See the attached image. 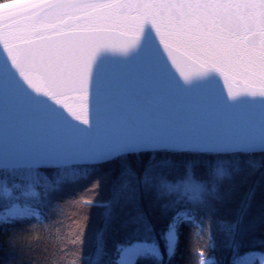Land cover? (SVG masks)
<instances>
[{
    "label": "snow or ice",
    "instance_id": "1",
    "mask_svg": "<svg viewBox=\"0 0 264 264\" xmlns=\"http://www.w3.org/2000/svg\"><path fill=\"white\" fill-rule=\"evenodd\" d=\"M0 9L5 23L3 46L11 64L28 84L41 92L29 73L41 74L52 90L47 94L54 100L71 90L85 101L91 90L96 107L95 126L83 120L88 126L74 129L73 123L51 103L49 107L38 96L25 95L26 87L16 72L7 60L0 59V82L6 85V93L23 98L29 108L45 113L54 129L50 134L23 142L13 137L0 152V199L7 202L0 209V220L39 218L34 203L41 195L38 188L48 191L74 181L58 175L50 183L37 169H66L74 152L88 154L91 158L86 162L94 164L119 161L141 151H188L217 156L264 152V119L255 123L247 118L257 106L264 117V86L251 91L250 99H238L234 93L229 101L215 87L214 76L193 84L190 76L185 75L189 83L182 84L170 71L152 32L155 29L169 56L174 49H183L202 64H211L225 74L234 72L264 83V0H44L0 4ZM33 9L60 17L61 24L65 23V16L78 23L67 28L53 23L49 26L55 29L52 34L14 31L9 21L14 20L18 10ZM145 25H149L147 32ZM113 27L134 29L137 39L122 49L125 54L136 46L140 36L143 43L125 59L102 58L93 70L95 33ZM72 115L81 119L75 111ZM168 163L163 161L162 167ZM246 163L258 167L251 160ZM240 171L239 165L228 168L224 161L217 160L210 163L203 176H198L195 165L189 162L183 175L170 178L150 168L137 173L131 164H126L118 173V185L105 205V215L110 218L112 204L122 198L134 201L139 188L154 191L155 198L163 201L165 212H172L161 235L165 251L171 256L178 243L180 225L195 226L201 210L214 209L215 203L225 197V183ZM17 172L21 174L19 182L13 179L10 183L9 177ZM130 222L142 225L148 234L154 231L139 211ZM237 227L232 222L233 232ZM100 240L102 248V233ZM117 252L115 264H135L141 256L160 261L164 255L154 234L143 239L129 238L117 246ZM248 255L264 264V254ZM201 264L212 262L202 260Z\"/></svg>",
    "mask_w": 264,
    "mask_h": 264
},
{
    "label": "trees",
    "instance_id": "2",
    "mask_svg": "<svg viewBox=\"0 0 264 264\" xmlns=\"http://www.w3.org/2000/svg\"><path fill=\"white\" fill-rule=\"evenodd\" d=\"M9 1L12 0H0V4ZM217 160L224 161L228 168L239 165L241 171L225 183V197L215 203L214 209L201 210L195 226L180 225L173 255L167 254L161 238L172 212H165L163 201L155 198L154 191L139 188L134 201L122 198L113 203L111 217H106L105 205L111 201L118 173L126 164H131L137 173L150 168L154 173L163 172L175 178L183 175L189 162L195 165L196 174L203 176L210 163ZM249 160L258 167H251L246 163ZM163 161L169 162L167 167H162ZM37 171L50 183L58 175H66L74 182L48 191L38 188L41 195L34 203L39 218L0 223V264H109L118 245L129 238L143 239L152 234L164 252L163 259L141 256L135 264H200L201 254L212 258L215 264H234L250 252L264 254V152L217 156L188 151H141L109 163H71L66 169L45 166ZM20 175L17 172L10 176L9 182H19ZM6 203L0 199V209ZM138 211L151 225L152 234L146 233L142 225L130 222ZM232 222L238 224L234 232Z\"/></svg>",
    "mask_w": 264,
    "mask_h": 264
},
{
    "label": "water",
    "instance_id": "3",
    "mask_svg": "<svg viewBox=\"0 0 264 264\" xmlns=\"http://www.w3.org/2000/svg\"><path fill=\"white\" fill-rule=\"evenodd\" d=\"M16 1V0H15ZM69 14L74 15L71 11ZM60 17L49 16L46 10L33 9L31 11H21L15 17L13 21H9L12 24L13 30L21 33H31L35 30L38 34H52L55 29L49 27L53 23L57 27H75L78 23L75 20H70L66 16L63 17L65 23H60ZM149 25H145V32H147ZM5 32L4 19H0V59L2 57L8 61L9 65L16 72L17 77L25 85L24 92L27 96L36 95L43 99L40 101L44 105L51 103L55 108L62 111L65 114V119H69L74 129L80 127H87L83 124V120H88L89 123L96 124V107L94 100L91 96V90H89V96L87 100L81 101L77 92L68 90L63 94L57 95L56 99H52L50 93L52 90L46 84L43 76L39 73H29L33 83L41 88V92L37 93L35 88L20 75L18 69L11 64V58L8 55V50L3 46V34ZM156 43L167 60L170 66V71L182 84H188L185 81V75L190 76V83H196L198 80L207 78L208 76H214L217 80L216 88L221 90L224 96L231 101L233 94H236V98H251L249 93L253 90H259L264 83L258 80L246 79L244 76L238 73H227L217 70L211 64H202L195 56H192L190 51L185 52L183 49H174L172 56H169L168 50L160 40V36L156 34L155 29H152ZM133 39H137L134 33V29L130 27H113L109 30L95 33L93 41V47L96 50L92 53L94 55L93 70L95 65L104 57H109L113 60H122L126 56L132 55L143 43V36L138 38V42L135 47L129 48L125 54L122 49ZM24 46V45H22ZM87 54V53H86ZM173 57L175 62H173ZM59 101V102H57ZM83 103V107L81 104ZM251 104V102H249ZM67 105V106H66ZM51 107V105H49ZM75 111L81 119H76L72 115V111ZM247 118L255 123H260L264 117L261 116L259 107L256 111L250 113ZM54 129L48 122V116L39 111H34L29 108L23 98H13L10 93H6V85L0 82V152H2L8 141L15 137L18 141L23 142L26 139L34 138L44 133H51ZM259 151V150H258ZM91 157L86 153L74 152L69 160L71 163H90L86 162Z\"/></svg>",
    "mask_w": 264,
    "mask_h": 264
},
{
    "label": "bare ground",
    "instance_id": "4",
    "mask_svg": "<svg viewBox=\"0 0 264 264\" xmlns=\"http://www.w3.org/2000/svg\"><path fill=\"white\" fill-rule=\"evenodd\" d=\"M28 2H33V3H43L44 0H16V1H13V2H9V3H4V4H14V3H28ZM21 11H24V10H18V13L21 12ZM71 11V10H68V12ZM0 19H4V15H3V9H0ZM253 253V252H252ZM256 253H260V252H256ZM249 254V253H248ZM248 254H246L245 256H243L242 258H240L238 261H239V264H249L250 262L254 261V259H259V258H256V257H251L249 256ZM263 254V253H261ZM260 260V259H259ZM261 263V261H260ZM237 264V262H236Z\"/></svg>",
    "mask_w": 264,
    "mask_h": 264
},
{
    "label": "rangeland",
    "instance_id": "5",
    "mask_svg": "<svg viewBox=\"0 0 264 264\" xmlns=\"http://www.w3.org/2000/svg\"><path fill=\"white\" fill-rule=\"evenodd\" d=\"M13 1H15V0H12V1H9V2H13ZM9 2H5V3H9ZM1 4H4V3H1ZM1 222H4L3 220H0V223ZM250 253H252V252H250ZM118 252H117V250H116V254H115V256L110 260V262H109V264H115V262H116V260L118 259ZM242 258V257H241ZM240 258H238V259H236L235 261H234V264H236V262L239 260ZM211 261L212 262V264H215V262H214V260L212 259V258H210V257H206V256H204V255H201V258H200V264H201V261ZM255 263H259V264H261L260 263V260L259 259H254V261H252V262H250L249 264H255Z\"/></svg>",
    "mask_w": 264,
    "mask_h": 264
}]
</instances>
